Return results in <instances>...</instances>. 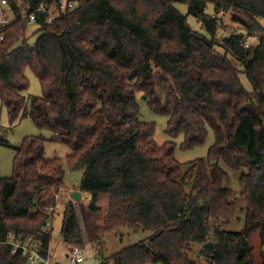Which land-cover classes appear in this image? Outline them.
Masks as SVG:
<instances>
[{"label":"trees","instance_id":"obj_1","mask_svg":"<svg viewBox=\"0 0 264 264\" xmlns=\"http://www.w3.org/2000/svg\"><path fill=\"white\" fill-rule=\"evenodd\" d=\"M9 1L15 12L0 44V99L10 121L31 116L41 129L57 131L71 149L69 166L83 170L78 189L91 194L93 210L102 194L109 196L107 224L98 234L118 227L152 232L99 264H255L256 232L264 264V0H69L73 8L61 0ZM41 3L47 12L37 14L39 36L29 45L22 10ZM176 4L186 5L206 34L194 30ZM232 10L246 15L242 27L250 36L262 35L256 47L247 46L242 33L226 36L225 56H219L216 15ZM36 64L46 95L28 99L25 71ZM138 96L168 117L166 133L182 136L184 149L204 144L211 128L216 140L208 155L183 164L174 141L157 144ZM45 142L26 137L12 175L0 177V264L26 261L7 243L10 233L37 240L40 252L49 253L47 226L64 169L59 158H46ZM222 164L248 170L241 176L242 230L212 224L229 222L238 210ZM62 236L69 253L85 245L72 202ZM194 242L203 244L196 259Z\"/></svg>","mask_w":264,"mask_h":264},{"label":"rangeland","instance_id":"obj_2","mask_svg":"<svg viewBox=\"0 0 264 264\" xmlns=\"http://www.w3.org/2000/svg\"><path fill=\"white\" fill-rule=\"evenodd\" d=\"M178 9L187 15L188 22L194 30H197L203 34L206 31L201 23H199L192 15H188V7L184 4H176ZM208 12L214 15L213 6L210 5ZM218 19L219 30L217 32V39L215 43L216 53L219 56H225V46L224 38L230 36L233 33H242L243 39L247 46L256 47L259 44V38L261 33H256V35L250 36L243 29L242 23L248 22V18L244 13H240L236 10L229 11L227 13H219L216 15ZM27 22V20H25ZM239 21V22H238ZM37 23H31L26 27V38L29 45H34L37 37L39 36ZM229 59L238 68L243 70L241 65L235 61V58L231 55L228 56ZM26 76L29 80V88L24 92V95L30 99L33 96L44 97L46 95L45 87L41 78V73L39 66L36 64L34 69L27 68ZM243 86L249 91H252V86L249 79L244 73L240 75ZM139 96H144L139 93ZM138 96V102L140 104V110L142 119L149 122H154L155 124V135L154 140L157 144L163 145L167 141L172 140L176 143L175 157L176 159L186 164L190 161L196 160L198 158L206 157L209 153L210 148L215 143V133L211 128H209V133L206 141L201 146L184 149L182 148L183 137L172 138L166 133L168 117L159 115L152 111L150 107L146 104L145 100ZM29 106V104H28ZM28 136H42L46 139L45 156L48 159L59 158L61 160L64 177L63 183L64 187L78 188L81 180L83 178V170H74L68 164V155L71 153V149L63 144L58 139V133L55 130L43 128L41 129L36 125L31 116H26L15 122H11L7 109L3 105L0 99V177H10L13 173V161L17 149L22 145L24 139ZM1 142H7L8 145H3ZM222 167L229 174L230 177V188L233 190V200L238 205V210L236 215L229 221H216L212 220V224L215 227H220L224 230H242L245 224V207L246 200L242 196L244 190V184L241 181V176L244 173H248L247 169L236 170L225 164ZM67 190L61 192L58 195V205L53 216V221L47 226V230L51 233V244L50 252L55 261L59 264H70L72 258L66 256L69 247L63 240L62 236V225L64 221V210L66 205L70 202ZM89 196V194L86 193ZM83 200L76 202V210L78 214V219L82 232L84 235L85 245L77 246L85 259V264H99L101 258L108 257L113 253L122 250L125 247L136 244L150 237L152 232L150 230H141L139 232H134L128 227H118L109 231H104L98 234V228L105 226L107 224V212L109 204V196L102 194L97 202V210H93L90 207L92 196L90 194L89 199L86 200V196ZM71 200V199H70ZM73 203V202H72ZM74 204V203H73ZM213 235V231H212ZM254 249L253 258L255 264H262L263 258L261 256V239L260 232H256L253 236ZM203 244L194 242L192 243L193 248V258H197L199 251ZM49 254V253H48ZM50 255V254H49ZM51 257V258H52ZM24 264H31L29 260L26 259Z\"/></svg>","mask_w":264,"mask_h":264},{"label":"built area","instance_id":"obj_3","mask_svg":"<svg viewBox=\"0 0 264 264\" xmlns=\"http://www.w3.org/2000/svg\"><path fill=\"white\" fill-rule=\"evenodd\" d=\"M61 4L64 8H73L75 6V1L61 0ZM14 12L15 9L11 1L0 0V44L5 39L7 28L13 21ZM46 12L45 4L41 3L34 10L24 8L22 10V18L27 20V25L33 22L37 23V14ZM52 19L53 15L50 14L48 21H51ZM86 196V200H88V197L90 196ZM49 210L52 211V208ZM7 243L13 247V252L20 251L21 255L29 260L31 264H59L52 259L49 254L45 256L40 252V244L37 240L31 238L23 239L20 235L17 236L15 233H10L8 235ZM69 257L72 258L70 264H85V259L78 247H75L70 252Z\"/></svg>","mask_w":264,"mask_h":264},{"label":"water","instance_id":"obj_4","mask_svg":"<svg viewBox=\"0 0 264 264\" xmlns=\"http://www.w3.org/2000/svg\"><path fill=\"white\" fill-rule=\"evenodd\" d=\"M70 197L72 198L73 201H75V202H79V201L82 200V197H83V191H81L80 189L73 190V191L70 193Z\"/></svg>","mask_w":264,"mask_h":264},{"label":"crops","instance_id":"obj_5","mask_svg":"<svg viewBox=\"0 0 264 264\" xmlns=\"http://www.w3.org/2000/svg\"><path fill=\"white\" fill-rule=\"evenodd\" d=\"M76 189H78V188H69V189H67L66 187H64L63 189H62V192L63 191H65V190H67V194H65V195H70V193L73 191V190H76ZM84 194L86 195V193L85 192H83V197H82V200L84 199ZM88 194V193H87ZM89 196H90V194H89ZM69 201L70 202H73L74 203V205L76 206V202L75 201H73L72 200V198L69 196ZM71 199V200H70ZM49 254H50V257H52V254H51V252H50V248H49ZM69 251H68V253L66 254V256H68L69 257ZM52 259H53V257H52Z\"/></svg>","mask_w":264,"mask_h":264}]
</instances>
